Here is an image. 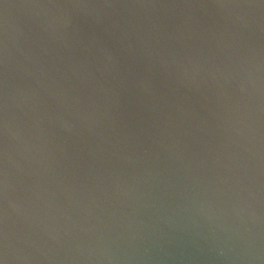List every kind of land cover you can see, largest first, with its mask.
<instances>
[{
	"label": "water",
	"instance_id": "obj_1",
	"mask_svg": "<svg viewBox=\"0 0 264 264\" xmlns=\"http://www.w3.org/2000/svg\"><path fill=\"white\" fill-rule=\"evenodd\" d=\"M0 264H264V0H0Z\"/></svg>",
	"mask_w": 264,
	"mask_h": 264
}]
</instances>
